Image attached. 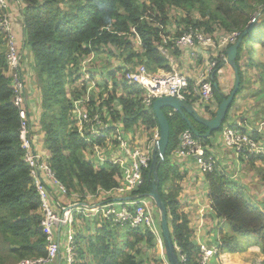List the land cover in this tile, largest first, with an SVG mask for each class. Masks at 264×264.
<instances>
[{"label":"trees","instance_id":"16d2710c","mask_svg":"<svg viewBox=\"0 0 264 264\" xmlns=\"http://www.w3.org/2000/svg\"><path fill=\"white\" fill-rule=\"evenodd\" d=\"M19 1L25 29V48L31 55L32 69L36 75L37 89L41 98L38 124L44 133L43 145L49 154L48 163L57 179L70 192L77 190L80 195L85 192L95 194L97 191L113 189L117 186L114 177L118 174V170L109 165L96 169L86 161L82 156L85 144L78 139L71 127L69 113L72 101L79 98L86 89L84 83L85 87L80 91L72 88L73 84L82 77L78 65L80 61L90 55L96 58L97 55L101 56L104 53L112 55L120 50L119 55L124 54L126 58L124 64L132 65V68L143 65L150 73L158 70L170 72L168 58L157 48V44L161 43V36L177 37L181 34L180 30L188 26L203 27L210 32L211 29L205 26L212 20H220L226 28L241 35L250 22L247 18H243L242 21L234 19L231 10L227 6L220 5L218 0ZM225 1L229 7H234V10L254 11L251 0ZM171 7L181 8L187 14L196 9L202 18L207 17L210 21L199 23L190 18L180 19L177 26L181 29L171 35L169 33ZM135 36L138 37L139 46L134 41ZM1 43L4 44V40L0 37ZM262 45H264V37L259 36L258 28L255 27L251 28L242 39L236 58L240 79L239 91L243 79L239 67L241 58L246 56L250 67L255 66L253 56L256 48ZM166 48L170 55L179 56V52L173 49L171 44L168 43ZM224 65L226 64L220 63L216 67V72L212 75V84H217L216 74ZM125 67L119 70L123 71ZM229 69L233 73L231 68ZM104 71L103 68L89 69L88 73L91 77L93 72L98 73L100 79L112 78L109 104L115 99L116 90L121 91L122 95L117 101L122 106V113L118 117L125 128L142 126L146 131L157 128L152 109L145 108L141 104L143 91L137 86L127 87L120 84L119 78L114 77L117 70L108 74ZM67 89H72L69 91V96ZM212 90L214 99L219 104L225 96L221 94L218 84L217 88L212 87ZM12 98L10 79L6 76L5 54L0 53V264H6L5 260L10 258L20 262L46 255L44 237L39 229V201L31 186L29 168L23 160L24 151L19 136L21 120L19 110L14 106ZM168 111L170 110H163L164 114ZM116 114L117 111H114V115ZM167 119L170 130L169 144L158 171L159 196L167 210L169 231L174 247L178 249H175L178 260L180 255L185 258L180 264H198L200 258L198 246L192 240L188 220L180 212V204L177 201L182 175L172 167L168 159L177 145L179 134L188 128L175 112ZM192 124L196 131L204 133L205 129L202 126L193 121ZM216 133L209 138L195 137L208 144ZM261 160H264L261 155H249L246 161L253 165L262 162ZM205 178L210 207L215 217L224 221L220 232L221 253H237L249 247H258L263 256L260 264H264L263 203H255L244 186L218 167L208 172ZM152 179V174L149 172L144 174L143 183L138 190L140 195L149 192ZM164 187L173 189L164 193ZM112 230L111 225L105 222L101 228L96 229V237L87 242L86 250L77 248V257L83 258L81 260L83 263L79 264L140 263L128 254H124L123 249L111 244L110 238L119 234ZM82 238L84 237H77V239ZM123 238L124 246L134 242H144L150 247L154 244V237L144 231L125 230ZM238 239L242 242L240 243ZM212 264L218 263L213 260Z\"/></svg>","mask_w":264,"mask_h":264},{"label":"built area","instance_id":"2783aa9c","mask_svg":"<svg viewBox=\"0 0 264 264\" xmlns=\"http://www.w3.org/2000/svg\"><path fill=\"white\" fill-rule=\"evenodd\" d=\"M15 4L14 0H0V37L5 44L6 76L10 79L13 104L18 108L21 120L19 136L24 151L23 160L29 168L31 186L39 201V229L46 251L45 257L25 259L18 264H79L77 237L95 236L96 229L105 222L119 231L149 232L155 244L162 249L164 245L157 210L150 199L142 198L138 193L144 174L150 171L152 154L159 138L158 128L152 129L142 144L136 138V127L126 130L120 121L115 120L114 111L121 107L109 104L108 95L94 85L97 77H91L87 69L93 55L84 57L79 67L86 89L72 101L69 113L71 127L85 144L82 154L94 168L109 165L118 170L114 177L117 186L95 194L85 192L78 196L71 193L50 168L47 150H38L31 131L34 128L32 115L33 112L37 115L41 109V98L35 99V92L39 91L30 83L31 67L27 58L30 53L25 48L23 20L21 38L15 35L11 15V7ZM131 32L134 33L133 30ZM239 36L238 32L224 33L215 29L210 33L195 26L183 28L177 37L161 36L158 50L169 60L170 52L166 46L171 44L179 52V57L197 68L196 74L175 70L150 73L143 65L134 68L128 65L118 82L127 87L140 88L143 91L141 104L145 108H151L157 98L171 97L188 103L199 116L210 119L218 108L212 90V75L218 64H226L225 51L236 43ZM134 41L139 46L137 36ZM199 58L203 61L201 65H198ZM173 113L168 111L166 118ZM227 118L219 131L224 148L236 158L264 156V122L252 121L253 116L245 115L231 119L230 111ZM171 154L177 162L193 159L198 173L204 177L218 167L207 144L188 129L179 134ZM128 197L134 199L126 200ZM223 224V220L216 218L210 240L196 244L200 254L198 264H212L213 260L219 263ZM85 230L90 233L86 234ZM184 261V256L180 255L179 262Z\"/></svg>","mask_w":264,"mask_h":264},{"label":"rangeland","instance_id":"374dc122","mask_svg":"<svg viewBox=\"0 0 264 264\" xmlns=\"http://www.w3.org/2000/svg\"><path fill=\"white\" fill-rule=\"evenodd\" d=\"M260 1L261 2L257 0H251L253 7H254V11L244 9L242 12L239 9L234 10V7H231V6L229 7V5L227 4L225 0H218V2H220V5L224 7L227 6V8L231 10L232 12L231 14H232V17H234V19H239L240 21H242L243 18H247V20L250 19V22L246 30L247 29L251 30V28L253 27L258 28V34L262 38V36L264 37V13H262V9L264 8V4H263L264 0H260ZM169 12H170L169 15L171 17V27H170L169 33L171 35L178 32V29H181L180 27H178L179 26L178 22L180 19L190 18V20L198 21L199 23H205L209 20L207 17L202 18V16L196 9H194L190 14H187L186 11L182 10L181 8L175 9L174 7H171ZM183 27H185V25ZM205 27L207 29H211L210 32L215 31V29H218V30L220 29V31L224 33L237 32V31H233V30L226 28L224 24H221L220 20H215V21L212 20L208 22ZM119 52L120 50H118V52L117 51L114 52L112 55L104 53L103 55L99 56L100 58L98 59V61L93 62L91 65H89V67L92 69H96V70L103 68L105 69L104 71L105 74H108L109 72L117 70L115 72L116 75L114 77L118 79L120 74L122 73V71H120L119 69H121V67L123 66H128V64H124L125 63L124 60L126 59L124 54L123 56H120L119 54H121V52L120 53ZM0 53L3 55L5 54V44L3 43L0 44ZM253 60L255 63V66L253 67H250V65L248 64V59L246 56H243L239 63V67H240L243 79H242V85L240 89L241 91H239L238 93L240 94L241 92L244 91V93H241L242 96H245L244 98L245 99L247 98L250 101L246 100L247 102L245 103V105H243V109H242L243 111H238V112L240 113V116H242L243 113L246 114V110L248 111L249 109L250 110L252 109L254 113V117H253L254 121L257 120L259 122H262V121L264 122V45H262V47L258 46L256 48V53L253 56ZM32 65H33V62H32V59L30 58V63H29V67H31V69H29L30 83L33 87L37 88L38 86L37 79H36V75L34 74L35 72L32 69ZM97 76L98 77L96 80H98L99 83L98 85L97 83L94 85L97 86L99 89H102V91L106 92V94L109 93L108 85H112L113 83L112 78H107L105 80V79H100L98 74ZM92 77L94 76L92 75ZM104 78L106 77L104 76ZM229 78L231 79L229 83L230 88L228 89V92L225 96L229 94V92L231 91L233 87V84H234L233 73L232 74L229 73ZM83 87H85V85L83 84L82 79H79L72 86L73 90H78V91L82 90ZM119 96L120 94H117V93L115 94V98H118ZM35 99H40L39 93L37 91L35 92ZM36 117L38 116L34 114L33 112L32 118L34 119L33 121L34 128H32L31 131L32 132L36 131V134L38 135L39 126H38V119ZM136 129L140 131L141 133L145 134L146 137H149L151 134L149 130L146 131L142 126H138L136 127ZM82 156L85 159V156L84 155ZM261 161L262 162H257L253 165L248 164L246 166L244 170L245 177H244L243 182L248 181L246 182V184L251 186V190H250L251 195L258 194L257 197L259 199V202H264V160H261ZM172 189L173 188H170V187H164L163 192L166 193V190L171 191ZM71 193H74L75 195H78V196L80 195L78 194L79 192L77 190H72ZM152 205H154L153 202H152ZM157 213L159 216L158 210H157ZM159 230H160V227H159ZM112 231L118 232L119 234H115V236L116 235L117 236L116 237L114 236V238L112 239L110 238L111 244H113V246L116 248H119L121 250L123 249L124 254H128L130 257L135 258L136 260H138L137 262H140L139 264H169L166 254H165L164 247L161 249L159 246L155 244V242L154 244L151 245V247L148 246L144 242L128 243L127 246H124L123 233L125 232V230L119 231L113 227ZM114 232H112V234H114ZM89 233L90 232H86V234H89ZM121 235L122 237H120ZM160 235H161V231H160ZM95 237L88 235L82 239H78V248H81L82 250L83 249L86 250L87 242L91 241ZM111 237L113 236L111 235ZM239 242L241 243L242 241L239 240ZM78 259L80 263H83L81 261L83 258L80 259L78 257ZM5 263L6 264H18L19 262H16L14 259L10 258V259H6Z\"/></svg>","mask_w":264,"mask_h":264},{"label":"crops","instance_id":"0c3cea01","mask_svg":"<svg viewBox=\"0 0 264 264\" xmlns=\"http://www.w3.org/2000/svg\"><path fill=\"white\" fill-rule=\"evenodd\" d=\"M15 5L11 7V15L14 19V29H15V35L19 38H21V30H22V19L19 10H21V4L14 0ZM28 53V52H27ZM28 61H30V54H27ZM100 57L97 55L96 58L93 57V62L98 61ZM203 61L201 58L198 59V65L202 64ZM91 63V64H92ZM169 63L171 67V71L175 70L180 73H190L191 75H195L197 72V68H194L191 64L186 63V61L181 57H175L170 55L169 57ZM197 63V62H196ZM195 63V64H196ZM89 64V65H91ZM87 69H92L89 66ZM229 67L227 65L221 66L219 71L216 74L217 84L218 88L222 95H226L228 92L230 78H229ZM98 73L93 72V76H97ZM232 74V73H231ZM234 78V76H233ZM82 79V77L80 78ZM234 82V81H233ZM94 83L98 85L99 81L96 80ZM232 83V81H231ZM97 87V86H96ZM109 92L112 90V86L108 85ZM98 90H101L97 87ZM72 91V89H70ZM67 89V92L70 91ZM82 92V91H81ZM117 94L122 95L121 91L118 89L116 90ZM115 93V94H116ZM230 93V92H229ZM241 93H244L241 92ZM237 94L233 105L230 108V118L233 119L235 117H239L240 113L238 111H243V105L247 101H250L249 99H245V96H242V94ZM69 96V92L67 93ZM108 97L109 96V93ZM119 96V97H120ZM118 97V98H119ZM118 98L113 99L112 104L120 106L119 102L117 101ZM247 100V101H246ZM121 107V108H120ZM120 110H117V114L115 115V120L120 121V123L123 125V122L121 119H119V115L122 113V106H120ZM40 109V106H39ZM41 114V109L38 111V121L39 116ZM245 117L253 116L254 113L252 109L246 110V114L243 113ZM253 119V118H252ZM254 121V119L252 120ZM257 122V120L255 121ZM259 122V121H258ZM39 126V124H38ZM125 128V126L123 125ZM39 128V134H36V131L33 132V137L35 138L38 146V150H45L43 145V139H44V133ZM126 129V128H125ZM129 130V129H126ZM133 130V129H132ZM152 130V129H151ZM149 130V131H151ZM138 134H136V138L138 139V142L144 143L147 139L146 135L141 133L140 131H137ZM208 149L211 153V155L217 160L218 169H222L226 172V174L232 178L234 181L238 182V184L245 187V190L248 192L249 195H251L250 190L251 186L246 184L248 181H244V170L246 166L248 165L247 159L244 158H236L231 151H228L224 148L221 140H220V132L216 133L207 144ZM172 153V152H171ZM170 153L168 156V159L170 163L172 164V167H175L178 172L182 175V180L179 182L180 186V192L177 197V201L180 204V212H182L187 220H188V226L192 232V240L198 244L203 243L205 241L210 240V235L213 232V225L214 221L216 220L214 213L210 207V202L208 200L207 194V181L204 176H201L198 173V170L194 164V160L189 159H183L179 162L176 161L174 156ZM87 161V159L85 158ZM250 184V183H249ZM258 194H252L254 202L257 204L264 205V202H259V199L257 197ZM91 236V235H90ZM263 260V256L259 250L258 247H249L245 251L237 252V253H223L221 254L220 260L218 264H260Z\"/></svg>","mask_w":264,"mask_h":264},{"label":"water","instance_id":"95a60500","mask_svg":"<svg viewBox=\"0 0 264 264\" xmlns=\"http://www.w3.org/2000/svg\"><path fill=\"white\" fill-rule=\"evenodd\" d=\"M250 29L241 33L236 43L228 47L225 51L226 65L231 68L234 76V84L230 93L218 104V108L214 116L210 119H205L199 116L195 110L186 102L171 98L161 97L157 98L152 103V112L154 114L157 128L159 131V138L155 144L150 163V171L152 174V183L149 192L141 195L142 198L150 199L157 210L159 211V227L163 239L165 254L169 264H180L175 252V247L169 231V222L166 207L159 196V178L158 171L165 158L166 150L169 144V123L163 110L169 109L174 111L185 122L189 131L196 137L209 138L212 134L219 132L228 116L229 110L234 102V99L239 91L240 79L238 75V68L236 66V58L238 54V47L242 39L249 33ZM25 35V31H24ZM213 88H217V84L213 83ZM202 126L205 131L203 134L196 131L192 121ZM133 197H128L126 200H133Z\"/></svg>","mask_w":264,"mask_h":264}]
</instances>
